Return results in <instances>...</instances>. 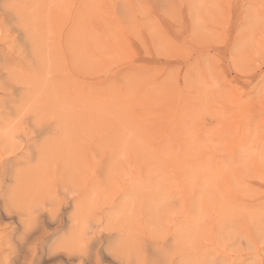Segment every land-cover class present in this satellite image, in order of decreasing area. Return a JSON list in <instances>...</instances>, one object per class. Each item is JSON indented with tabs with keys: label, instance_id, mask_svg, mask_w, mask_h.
<instances>
[{
	"label": "rangeland",
	"instance_id": "374dc122",
	"mask_svg": "<svg viewBox=\"0 0 264 264\" xmlns=\"http://www.w3.org/2000/svg\"><path fill=\"white\" fill-rule=\"evenodd\" d=\"M0 199V264H264V0H0Z\"/></svg>",
	"mask_w": 264,
	"mask_h": 264
},
{
	"label": "bare ground",
	"instance_id": "6f19581e",
	"mask_svg": "<svg viewBox=\"0 0 264 264\" xmlns=\"http://www.w3.org/2000/svg\"><path fill=\"white\" fill-rule=\"evenodd\" d=\"M73 191V190H72ZM54 193H55V195H56V192H55V190L53 191ZM1 193H2V191H1ZM63 194H66L65 192H62ZM75 193V192H74ZM69 194H67V196H68ZM59 198L55 201V205H56V209L59 207V206H61L63 203H67V201H65V199H66V197L65 196H63V195H60L59 194ZM58 197V196H57ZM70 197H71V201L72 202H74V203H77V201H78V199L76 198V196L75 195H70ZM70 197H68V198H70ZM1 200V199H0ZM2 203V202H1ZM78 204V203H77ZM4 207H5V205H4ZM2 209V208H1ZM4 210L6 209V207L5 208H3ZM8 210V209H7ZM6 211V210H5ZM2 211H0V213H1ZM58 212V211H57ZM13 213V212H12ZM50 213V212H49ZM52 213H50V215H51ZM39 217V216H38ZM52 219H54V220H57V221H60L61 220V218L60 217H58V216H52ZM54 220H52V221H54ZM56 222V221H55ZM72 222V221H71ZM73 222H75V221H73ZM59 223V222H58ZM28 225V224H27ZM76 225V224H75ZM72 228V227H71ZM33 230H32V228H31V226H29V227H25L24 228V232H23V237H22V239H20V243H28V241L32 238V236H33V232H32ZM73 231V230H72ZM37 236H41L40 234H36ZM42 236H43V234H42ZM41 236V237H42ZM37 238V237H36ZM40 238V237H39ZM41 239V238H40ZM36 240V239H35ZM33 241V240H32ZM31 241V242H32ZM37 241V240H36ZM39 241V240H38ZM34 242V241H33ZM38 243V242H37ZM40 243H41V241H40ZM32 244V243H31ZM30 245V244H29ZM27 247V246H26ZM30 248V247H29ZM28 248V249H29ZM27 249V250H28ZM84 250V249H83ZM31 254V253H30ZM30 254H29V256H30ZM80 256H82V255H80ZM84 256H85V254H84ZM88 255H86V257H87ZM32 257V256H31ZM35 257V256H34ZM29 258V257H28ZM31 260V259H30Z\"/></svg>",
	"mask_w": 264,
	"mask_h": 264
}]
</instances>
